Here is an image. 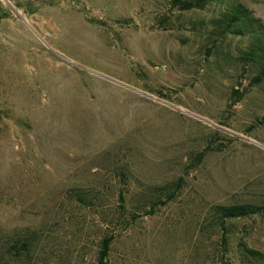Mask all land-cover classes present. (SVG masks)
Wrapping results in <instances>:
<instances>
[{"label": "rangeland", "instance_id": "374dc122", "mask_svg": "<svg viewBox=\"0 0 264 264\" xmlns=\"http://www.w3.org/2000/svg\"><path fill=\"white\" fill-rule=\"evenodd\" d=\"M169 1L0 0V260L96 264L111 234L108 264H264V210L225 223L227 251L209 215L264 206L256 48L212 30L232 4L264 29V0Z\"/></svg>", "mask_w": 264, "mask_h": 264}, {"label": "trees", "instance_id": "16d2710c", "mask_svg": "<svg viewBox=\"0 0 264 264\" xmlns=\"http://www.w3.org/2000/svg\"><path fill=\"white\" fill-rule=\"evenodd\" d=\"M217 0H170V4L178 7L180 11H189L193 9H201L208 2H215ZM212 30L216 36H247L252 46L256 48V52L249 50L244 53L243 61L246 63L251 62L256 66V73L253 76L252 82L254 84H260L264 82V29L259 21L252 17L250 12L240 4H232L226 10L221 12L217 18L212 20ZM162 190V195L157 196L156 200L148 199L146 208H148V215H150L156 206H163L172 201V193H163V189L158 187L155 189ZM122 208V205H118ZM264 210V206H256L252 204H233V205H213L209 209V215L212 222L215 223L214 227L217 230L219 245L223 251H227L228 238L226 237L227 229L225 223L227 221L236 220L239 218L248 217L261 213ZM117 216L115 220H117ZM113 240V236L108 234L104 236L100 241V246L97 251L96 264H108V253ZM15 247L13 245L6 249L4 255L12 263L22 255L24 249L23 243ZM238 257L245 261H256L262 259V254L247 248L244 244L238 243L233 250ZM8 260H0V264H7Z\"/></svg>", "mask_w": 264, "mask_h": 264}]
</instances>
